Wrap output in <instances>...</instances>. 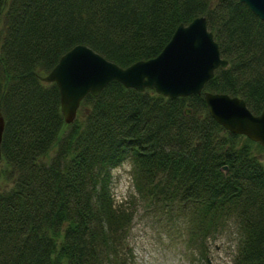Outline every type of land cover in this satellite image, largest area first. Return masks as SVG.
<instances>
[{
  "label": "trees",
  "instance_id": "16d2710c",
  "mask_svg": "<svg viewBox=\"0 0 264 264\" xmlns=\"http://www.w3.org/2000/svg\"><path fill=\"white\" fill-rule=\"evenodd\" d=\"M198 15L228 61L203 90L260 112L264 20L240 0H0V178L12 181L0 184V264H130L132 212L110 188L126 157L136 189L177 203L202 251L234 225L231 264H264V147L218 123L202 92L111 80L68 123L57 84L40 78L78 43L122 66L152 57Z\"/></svg>",
  "mask_w": 264,
  "mask_h": 264
},
{
  "label": "water",
  "instance_id": "95a60500",
  "mask_svg": "<svg viewBox=\"0 0 264 264\" xmlns=\"http://www.w3.org/2000/svg\"><path fill=\"white\" fill-rule=\"evenodd\" d=\"M240 1L264 20V0ZM227 64L207 27L205 15H198L187 23H179L163 48L152 57L122 66L89 45L78 43L62 53L40 78L57 84L61 111L68 123L76 117L80 101L87 93L98 95L109 81L118 80L138 91L154 88L168 97L202 92L209 114L218 123L264 147V107L253 113L238 95L203 90L214 70ZM186 112L189 113L190 109L187 108ZM3 129L4 118L0 112V143Z\"/></svg>",
  "mask_w": 264,
  "mask_h": 264
},
{
  "label": "rangeland",
  "instance_id": "374dc122",
  "mask_svg": "<svg viewBox=\"0 0 264 264\" xmlns=\"http://www.w3.org/2000/svg\"><path fill=\"white\" fill-rule=\"evenodd\" d=\"M264 161V151L261 154ZM4 163H0L2 168ZM129 157L112 168L110 188L115 203L130 209L132 219L124 239L130 264H231L235 248L234 225L208 235L206 250L200 237L190 233L188 221L177 203L162 194L140 193L135 185ZM2 185L11 180L0 178Z\"/></svg>",
  "mask_w": 264,
  "mask_h": 264
},
{
  "label": "bare ground",
  "instance_id": "6f19581e",
  "mask_svg": "<svg viewBox=\"0 0 264 264\" xmlns=\"http://www.w3.org/2000/svg\"><path fill=\"white\" fill-rule=\"evenodd\" d=\"M118 81V80H117ZM123 84V83H122ZM127 87V86H126ZM4 118V117H3Z\"/></svg>",
  "mask_w": 264,
  "mask_h": 264
}]
</instances>
